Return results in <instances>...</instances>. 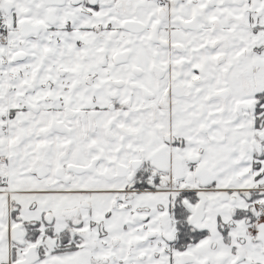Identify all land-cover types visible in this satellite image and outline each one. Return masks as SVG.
Masks as SVG:
<instances>
[{
  "label": "snow or ice",
  "instance_id": "6c2138e0",
  "mask_svg": "<svg viewBox=\"0 0 264 264\" xmlns=\"http://www.w3.org/2000/svg\"><path fill=\"white\" fill-rule=\"evenodd\" d=\"M0 264H264V0H0Z\"/></svg>",
  "mask_w": 264,
  "mask_h": 264
}]
</instances>
